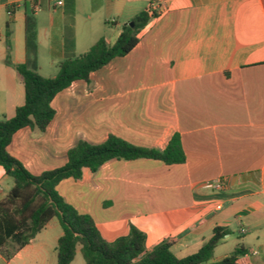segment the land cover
<instances>
[{
    "label": "crops",
    "instance_id": "obj_1",
    "mask_svg": "<svg viewBox=\"0 0 264 264\" xmlns=\"http://www.w3.org/2000/svg\"><path fill=\"white\" fill-rule=\"evenodd\" d=\"M72 4L76 56L101 38L112 45L122 27L147 7L156 17L127 55L91 73L88 83L73 82L55 96V116L45 132L17 131L8 154L38 176L64 166L67 151L79 140L99 145L112 135L137 147L163 150L178 135L183 164L111 160L96 173L83 169L80 180L61 181L56 191L78 213L91 217L106 242L127 236L133 226L145 234L147 251L166 240L179 258L196 252L215 228L226 232L218 244L228 242L234 224L239 238L253 229L262 232L264 0ZM27 12L36 21L38 74L55 77L63 59L69 26L65 1L56 7L51 0H0V119L12 118L24 104L14 66L25 62ZM211 181H221L222 189H205ZM12 187L13 180L0 167V201ZM62 233L52 219L9 259L0 251V264H56ZM238 245L251 264H264L259 257L264 243L247 246L242 240ZM231 253H213L211 262ZM79 254L77 245L70 264H84Z\"/></svg>",
    "mask_w": 264,
    "mask_h": 264
},
{
    "label": "trees",
    "instance_id": "obj_2",
    "mask_svg": "<svg viewBox=\"0 0 264 264\" xmlns=\"http://www.w3.org/2000/svg\"><path fill=\"white\" fill-rule=\"evenodd\" d=\"M64 1L69 26L64 34L63 59L57 64L56 76L44 78L38 74L36 21L33 13L27 12L24 19L25 62L14 66L23 83L24 104L16 108L12 118L0 119V167L13 180L12 189L0 201V251L4 257L9 259L52 219H56L63 232L57 241L56 264H70L77 245L84 264H251L242 245L220 261L211 262L216 246L226 235L222 228H215L212 237L196 252L181 258L170 251L171 242L166 240L147 251L145 234L133 226L127 236L108 243L99 234L91 217L78 213L56 191L61 181L80 180L83 169L96 173L111 160L147 159L167 166L183 164L185 156L178 135H174L163 150L137 147L112 135L99 145L79 140L67 151L64 166L38 176L31 175L8 154L7 147L17 131L28 128L45 132L55 116L51 107L55 96L73 82L88 83L91 73L113 59L127 55L138 44L139 32L156 17L155 12L147 7L131 20L132 27L129 23L122 27L112 45L101 38L85 54L76 56L71 28L73 4L72 0ZM6 43L9 48L8 40ZM5 62L10 65L8 55ZM9 243L14 244L13 251L8 250Z\"/></svg>",
    "mask_w": 264,
    "mask_h": 264
},
{
    "label": "rangeland",
    "instance_id": "obj_3",
    "mask_svg": "<svg viewBox=\"0 0 264 264\" xmlns=\"http://www.w3.org/2000/svg\"><path fill=\"white\" fill-rule=\"evenodd\" d=\"M110 26L113 27V26H115V24L112 23V24H110ZM53 45L54 46L56 45L55 41H53ZM46 57H48V54L46 55ZM42 72H44V70ZM261 228H262V232H259L258 229H257V231L253 229V230H250V233L248 235H246L245 237L239 238L238 237V228H237L236 224H234L232 226V233L230 234V239L228 240V242L220 243V244L217 245V248L215 249V252H214V256L215 257H220L223 254L231 253L232 250L236 246H238V244L242 240H245V244L247 246H252V245L256 246L257 244L264 243V223H262V227ZM8 250L9 251H13L14 250V244L9 243L8 244ZM259 257L264 258V255L259 256ZM78 259L80 261H82V258H81L80 254L78 256ZM252 260H256V258L252 259Z\"/></svg>",
    "mask_w": 264,
    "mask_h": 264
},
{
    "label": "built area",
    "instance_id": "obj_4",
    "mask_svg": "<svg viewBox=\"0 0 264 264\" xmlns=\"http://www.w3.org/2000/svg\"><path fill=\"white\" fill-rule=\"evenodd\" d=\"M53 3H54V5L56 6V7H61V6H63V4H64V0H51ZM151 9V8H150ZM152 11H154L153 9H151ZM222 183H221V181H211V182H207V183H205L204 184V188L205 189H210V190H215V191H220L221 189H222ZM216 209L217 210H220L221 209V205L220 204H218L217 206H216ZM242 233H244L245 231L243 230V229H241L240 230Z\"/></svg>",
    "mask_w": 264,
    "mask_h": 264
},
{
    "label": "water",
    "instance_id": "obj_5",
    "mask_svg": "<svg viewBox=\"0 0 264 264\" xmlns=\"http://www.w3.org/2000/svg\"><path fill=\"white\" fill-rule=\"evenodd\" d=\"M128 25H129L130 27H132V26H133V23H129Z\"/></svg>",
    "mask_w": 264,
    "mask_h": 264
}]
</instances>
